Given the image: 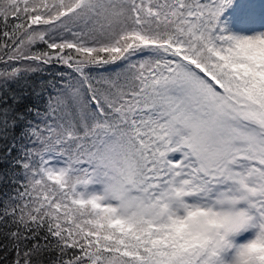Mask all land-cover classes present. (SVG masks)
Returning <instances> with one entry per match:
<instances>
[{
    "label": "snow or ice",
    "instance_id": "1",
    "mask_svg": "<svg viewBox=\"0 0 264 264\" xmlns=\"http://www.w3.org/2000/svg\"><path fill=\"white\" fill-rule=\"evenodd\" d=\"M0 264H264V0H0Z\"/></svg>",
    "mask_w": 264,
    "mask_h": 264
}]
</instances>
